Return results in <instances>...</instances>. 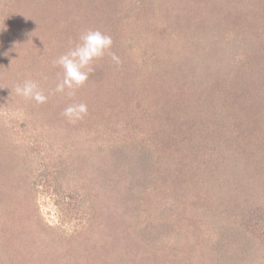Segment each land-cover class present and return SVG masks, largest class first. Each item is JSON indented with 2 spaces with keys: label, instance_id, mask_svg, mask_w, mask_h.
I'll return each mask as SVG.
<instances>
[{
  "label": "rangeland",
  "instance_id": "obj_1",
  "mask_svg": "<svg viewBox=\"0 0 264 264\" xmlns=\"http://www.w3.org/2000/svg\"><path fill=\"white\" fill-rule=\"evenodd\" d=\"M100 1L27 0L26 8L30 13H36L42 19L41 23L47 20H50V22L53 21L54 23L55 16L59 13L68 12L72 14L79 10V13L86 12L87 15H92L93 11H97L102 15L101 18H103L104 15L109 16L108 6H114L117 3L119 5V2L123 0H102L101 7L99 6ZM24 4L23 2L17 3L14 0H0V172L6 168V171L2 175L10 180L8 186H2L9 194L5 193L4 195L6 197L0 196V264H18L17 262H13V255L19 247L24 250L23 257L20 254L19 264H25V261L31 259L35 261L33 258L34 246L29 247L26 238L28 237L34 240V243L37 245L36 247L41 250L43 247H38L40 243L39 237L42 235V228L45 229V227L51 233V235L47 236L53 242L51 246L59 252V256L57 255L58 264H66L67 262L64 260L59 262L60 258L69 261L70 257L71 261L74 260L77 262L78 260V263H82L83 261L86 263V261L90 260L88 259L90 258V254H96L97 257L99 256L107 260L109 262L108 264H117L116 261L123 255L121 254L120 256L121 250L117 247H126V244L123 242H118V245L115 246L118 238L131 243L130 249L132 252L128 254L132 256L139 255L142 257V255L144 256V254L149 253L146 256H152L149 257L150 259L152 258V264L178 263V260H180L178 259L179 254L184 255L192 251L188 248V244L191 245V243L193 250L198 245L200 251L203 252V239L210 238V235L213 233L214 239L217 238L215 231L217 233V230L219 228L222 229L221 226L224 225L220 224L219 226L218 222H228L225 221V218H221L220 220L217 217V213L215 217L213 212L209 214L208 211H205V209L210 208V202L218 203L216 200L208 202V200H211L212 194L215 196L218 193L214 194L211 186L207 184L201 185L193 177H190V183L186 184L184 188L179 187L181 179L179 182L175 180V184L171 186V181H168L169 179L166 180L159 174V170H163L160 168L162 167L160 163L156 166L155 171H153L154 166H151L153 170L150 168L146 174L138 171V174L136 173L133 176L135 177L137 175V179H147L145 181L147 185L139 183V186L137 185L140 192L135 198L136 202H125L124 199L123 201L120 200L116 206L111 207L107 205L109 207H106L107 210H103V207L98 208V214L101 213L105 218L111 215L116 209L115 207H117V211L121 210L124 216L126 214L127 218L128 216L130 218L125 221L123 226L126 225L128 228L133 223L134 225H139L140 229L156 228L158 229L156 235L154 234L152 237L150 235L148 236V230H145V232L138 231L133 234L126 231V233H123L124 237L121 234L122 238L114 228L109 229L108 234L114 246L110 242L109 245H105L104 241L108 242L107 239L104 241L99 239L100 242L98 244L92 242V244H88V247L86 246L88 237L80 236L74 239L73 236L76 235L77 231L86 228L89 222L94 226L100 224L99 221L95 223L89 220L93 210L92 199L95 197L93 196L94 193L96 192L97 194L98 190L105 192L107 189L106 183L104 182L103 184V181L106 179H104V176L101 179L99 173L107 166L106 164H117L116 157L111 156L109 151L101 150L100 145L104 146L107 144L112 147L118 144L124 145V143L130 145L131 142L137 141L140 130L150 129V126L153 127L156 122H161V117L158 116L157 112L150 114L154 108L150 109V106L146 108L143 103L137 102V95L130 96L128 90H133L131 87L122 92L123 94L126 93L125 97L122 94V97L121 95L118 96L119 99L115 95L109 98L113 103L121 101L123 107L128 102V107L125 111H122L120 107V109L110 108V112H105L101 115H98L97 111L93 112L92 115L89 112L82 120L75 123L69 122L62 115L64 108L81 101L77 99L76 102L71 101L70 103L72 98L67 95V90L65 93L56 91L57 84L62 80V73L54 78L47 74L46 66L50 61L47 58V54L53 52L55 50L54 47L42 45L35 48V44H33L29 45L30 50L24 52H21L23 47L18 48L21 42V36L29 26L25 24L27 22L26 18L27 16H31L26 10V17L21 20L22 24L18 27L13 26L16 22L15 16L22 11L21 8ZM133 4L125 6H130L133 9L135 6H132ZM221 4L223 5V2L213 0L214 12L216 14L219 13V5ZM105 5L106 8H103ZM251 6L254 9V13L249 16L248 20L240 22V26L249 25L252 23L251 21H255L264 16V0H253ZM135 11L136 13L132 17H138L139 19L141 13L138 10ZM96 17H98V14ZM96 24L98 23L92 20L86 23L87 28L91 30ZM127 24L132 25L131 22H127ZM259 27L255 28L257 29L254 30L255 32H251V30L246 28L248 31H245L243 27H240L236 29L238 34V36L236 35L237 38H233V43L237 41L238 44L233 45L232 43L230 47L226 46V48L224 46H215L214 48L218 47V51L216 49L211 51L216 54L215 57L220 62L215 67L217 73L209 83L212 85L209 89V95L212 97V105L209 106L211 117L207 116L204 121L206 127L211 131L215 142L210 144L212 151L209 150L207 153L212 157L217 154L221 160L224 158V164L228 161L232 168L236 171L240 170V172H243L249 166L250 162L252 163V159L246 153L237 151L235 153L227 152L226 154V151L228 149L235 150L236 146L232 140L236 142L243 141V138L247 137V133L242 134L238 127L230 121V118H227L225 121L227 123L223 124L224 118L222 115L220 118L219 114H224L225 110L219 104L220 99L215 95L218 92L215 84L217 82L222 83L226 79L227 83L231 85L227 86L230 89L229 94H226L228 96L226 101L230 97L232 99L237 98L235 99L236 105L242 106L244 110L241 111L242 113H246L245 110H247V113L253 119L250 125H253V127L259 130L258 135L263 138L264 142V64L261 62L257 63L259 60L258 55H262V50L264 49V26L259 25ZM100 28V31L106 29L103 27ZM141 28L143 27L141 26ZM14 32L19 33L18 38H15L16 35ZM232 36L235 37L234 34ZM239 36L242 38L240 45L239 40L241 38ZM60 37L61 35H58L57 39L60 40ZM205 37L212 36L206 35ZM209 41V39H204L201 43L202 46H205L204 48L206 49L204 51L206 53L210 52L207 49H214ZM56 48H62L63 52L65 49L64 46L59 44L56 45ZM141 49L142 47H136L131 50L128 49L127 44H124L123 51L121 49L115 50L121 61L117 65V69L125 77L123 83L124 85L126 84V88L128 84H132V79L137 80L141 77H148V74L152 72L154 73L156 71L155 68H157L153 65L155 62H158L160 66L159 69L157 68L158 71L161 70L160 74L164 75L167 72L162 69V64L169 60V58L165 60V54L159 50L150 49L145 56ZM225 49L230 51V53L232 52L231 56L226 57ZM197 50L200 49H196L192 55L197 54ZM138 51L141 52V55L145 59L151 61H149L150 64H147L148 66H145L142 62V56L135 57V53ZM31 55L36 58L33 62L28 60V57ZM59 55H56L55 59ZM232 55L237 61L240 60L239 63H236V67L227 68V64L223 70L219 69L218 67L225 65L228 57H233ZM250 55H254L255 58L250 57ZM22 58H26L27 63L22 61L19 66V63H16V61ZM174 61L178 64L182 61L188 63V59L185 60L182 56L175 58ZM193 61L196 62L195 60ZM203 65L207 66L204 61L200 63L201 76L205 72ZM261 67L262 69H260ZM54 70L60 71L58 69ZM29 79L38 82L44 94L48 96L46 103L37 104L34 101L25 100L23 97L16 95V86L22 85L24 81ZM214 79L218 80L215 81ZM236 82L239 83L238 88L232 85ZM242 83H244L245 88L241 90ZM85 85L89 86L90 89L92 88L90 83H85L81 88L76 90L73 97L82 95ZM256 89L258 91L256 100L259 101L258 104L261 105L260 108L263 110L261 111L262 116L258 115V110L252 101L250 103L248 100H245L246 96L251 98ZM119 90L121 91V89ZM140 93L142 92H137V94ZM108 95H111L110 91ZM65 100L69 101L66 102ZM104 100L106 98L100 99L99 103H102ZM95 101L93 99L92 102L94 103ZM240 103H244V105ZM87 106L89 111L96 109V106L91 107L88 104ZM137 111L139 115H135ZM226 112L228 113V109H226ZM112 114L113 117H111ZM166 115L168 116L166 117V125L169 129H172V127L176 129L177 126L171 123L172 121L168 122L169 118H171L169 114ZM141 125L143 127L140 129ZM253 130L255 129L251 131ZM144 132L146 137L152 136L151 132L149 135H147V131ZM248 134H250V130ZM148 143L150 145V142ZM177 143L176 141L175 144ZM189 144L186 141L179 145L182 148H187ZM96 147L99 151H102L101 154L103 156L98 154H96V157L91 156L92 153L96 152ZM207 153L206 157L209 156ZM185 157L189 156L185 155ZM125 159L131 160L130 157ZM66 161L70 163V167H73L72 169L69 167L66 168ZM181 161L183 162V160ZM125 162L127 163V161ZM121 164L119 167L116 166V168L120 171L125 170L126 164L123 162ZM224 164H221L220 168H224ZM132 168L134 170L135 166ZM112 169L114 170L115 167ZM112 173L110 174L112 175ZM130 174L132 175L131 172ZM222 178L225 184L224 195L236 191L240 196L239 201H241L237 204L227 203L229 197L226 196L227 201L223 202V209L226 210V214H235L236 211H245V213L250 214L258 212L257 206L253 207L255 201L247 199L253 197L251 189H245L246 191H244L242 189L244 186L242 185V188L240 187L238 179L234 180L230 175L222 176ZM98 180L99 183L96 184ZM229 180L230 183L227 185ZM89 181H92V186ZM243 182L245 184L244 180ZM113 183L115 181H112ZM18 187L26 194L15 191V188ZM1 193L0 188V195ZM218 195L217 197L220 198ZM185 197L186 199H184ZM226 199L222 198V200ZM199 200L203 202L201 205ZM230 200L233 199L230 198ZM20 211H22V214ZM211 217H215L217 222H211L209 220ZM115 226L117 225H112L109 228ZM156 229H151L150 234H153ZM49 232L45 231L44 234ZM255 233L257 232L255 231ZM116 236L118 237L115 240ZM71 237L73 238L70 240ZM161 243H165L168 246V255H163V253L160 255L161 252H158L157 245L160 246ZM172 248L174 249L171 250ZM31 253L32 256L30 255ZM34 257H39L40 260L42 259L37 253H35ZM192 257H196V254ZM197 264H202V262H197Z\"/></svg>",
  "mask_w": 264,
  "mask_h": 264
},
{
  "label": "trees",
  "instance_id": "obj_2",
  "mask_svg": "<svg viewBox=\"0 0 264 264\" xmlns=\"http://www.w3.org/2000/svg\"><path fill=\"white\" fill-rule=\"evenodd\" d=\"M14 1H17V3H25L21 8L22 11L15 16L16 22L13 26L18 27L22 24L21 20L26 17V10L29 13L30 11L26 8L27 0ZM219 1L221 3L223 2V5H219L220 9L219 13L217 10L218 14L214 12L215 7L213 5V0H123L122 2H119V5L118 3L114 6L107 5L109 9V16L104 15L103 18H101L102 15H100L97 11H93L92 15H87L86 12L79 13L80 10L72 14L68 12H61L55 16L54 23L53 21L50 22V20L41 23L42 19H40L36 13H30L31 16H27V22L25 24L29 26L22 34L21 42L18 48L23 47L21 52H24L30 50L29 45L33 44H35V48L42 45L54 47L55 50L50 54H47V58H49L50 61L46 66L47 74L53 78L62 73V69L53 65L56 55L64 53L70 46V42L76 41L82 32L89 30L86 25L89 20L98 23L96 26L92 27V30H101L100 27L106 28L102 32L111 35L113 39V47L111 51L115 54V50H122L124 44H127L128 49L131 50L136 47H142L141 50L145 56L148 50L154 49L165 54V60L169 58L168 61H165L164 64H162V69L167 71L164 75L160 74L161 70L158 71L160 66L158 62H155L153 65H155L158 69L155 68L156 71H154V73L152 72L148 74V77H141L142 79H132V84H128L126 88V84L124 85L123 83V79L125 78L124 75L117 69V64L112 61L111 57L105 55L104 58L95 62L94 71L90 74L89 79L86 82L90 83L92 88L90 89L89 86L85 85L82 95H77L76 97L69 96L72 98L70 103L71 101L76 102L77 99H79V101H81L79 103H85L86 105H91V107L96 106V109H92V111H89L88 109V113L90 112L92 115L93 112L97 111V114L101 115L105 112H110V108L120 109L121 107V110L125 111L128 107V102L123 107L121 101L113 103L109 100V98H112L114 95L117 99H119V95H121V97L124 95L125 97L126 93L123 94L122 92L132 87L133 90L129 89L128 94H130V96L137 95V102L143 103L146 108L149 106L150 109L154 108L150 114L157 112L158 116L161 117V122H156L153 127L150 126V129L148 128L144 130L147 131V135L151 132L152 136L150 135L146 137L145 132L140 130L137 141L131 142L130 145L126 143H124V145L117 143L118 145H114V147L107 144L104 146L100 145L101 150L109 151L111 156L116 157L117 164H106L107 166L99 173L101 179H103L104 176V179L107 180L103 181V184L104 182L106 183L107 189L105 192L98 190L97 194L96 192L94 193L93 196L95 197L92 199L93 210L89 220L95 223L99 221L100 224L98 226H94L89 222L86 228L77 231L76 235L73 236L74 239H77V237L80 236H84L85 238L88 237L86 240L87 247L88 244H92V242H94V244H98L100 242L99 239L102 241L107 239L108 242L104 241L105 245H109V242L112 244L108 234L109 229L114 228L118 231V235L120 236L121 234L123 236V233H126V231L133 234L138 231L145 232V230L149 231V233H147L148 236L150 235L152 237L154 234L156 235L158 231L156 228L140 229L139 225H134L133 223L128 228L126 225L123 226L125 221L130 218L129 216L127 218L126 214L124 216L121 210L117 211V207H115L117 210L115 209L111 215L105 218L101 215V213L98 214V208L103 207V210H107L106 207L116 206L119 204L118 202H120V200L123 201L124 199L125 202H136L135 198L140 192L138 190V186L139 184L147 185L145 182L147 179H137V175L135 177L133 176L136 173L138 174V171L146 174L147 170H149L151 166H154V170L152 168L151 169L155 171L156 166L160 163V166H162L160 168L163 170H159V174L166 180L169 179L168 181H171V186L175 184V180H177L176 182H179L181 179L179 187L184 188L186 184L190 183L189 181H191L192 177L201 185L207 184L211 186L213 193H218L219 195L215 194L214 196L211 193V200H208V202L216 200L218 203L215 204L214 202H210V208L205 209V211H208L209 214L210 212H213L215 217L217 213V217H219L220 220L221 218H225V221H228L226 223L218 222L219 226L220 224L224 225L221 226L222 229L219 228L217 230V233L215 231L217 238L214 239L213 233L210 235L211 239H203V252L200 251V247L198 245H196L193 250L192 243L191 245L188 244V248L192 251H189L184 255L179 254L178 259L180 260H178V263L173 262L172 264H197V262H202V264H264L263 138L258 135L259 130L253 127V125H250L253 119L250 114L247 113V110H245L246 113H242L241 111H244L242 106L236 105L235 99L237 98L232 99L230 97L229 100L226 101L230 89L227 87L229 84L226 79H224L222 83L217 82V84H215L216 90L218 91L215 95L220 99L219 104L225 110L224 114H219L220 118L221 115L224 118L223 124L227 123L225 122L227 118H230V121L238 127L242 134L245 132L247 133V137L243 138V141L236 142L235 140H232L236 146L235 150L228 149L226 151V154L227 152L235 153L237 151L240 153H246L250 159H252V163L250 162L249 166L246 167L243 172H240V170L236 171L232 168L228 161L224 164V158L221 160L217 154L212 157L207 153L209 150L212 151L210 144L214 143L215 139L213 138L211 131L206 127L204 121L207 116L211 117L209 106L212 105V97L209 95V89L212 85L209 83L217 73L215 67L220 62V60L215 57L216 54L211 51L215 49L218 51V47L214 48L215 46H224V48H226V46L230 47L233 43V38H237L238 36L236 29L240 27H243L245 31H248L246 29H249L251 32H255L254 30H257L255 28H260L259 25L264 26V16L255 21H251L252 23L249 25L240 26V22L248 20L249 16L254 13V9H252L251 6L253 0ZM101 2L102 0L99 3L100 7ZM129 4H133L132 6L135 5L133 9H131L130 6H125ZM103 8H106V5ZM132 10H134V12H132ZM135 10H138L139 13H141V17H139V19L138 17H132L133 14L135 15L136 13ZM97 14L98 17H96ZM127 22H131L132 25H128ZM141 26L143 28H141ZM14 34L16 35L15 38L19 37V33L17 34L14 32ZM232 34H234L235 37L232 36ZM58 35H61L60 40L57 39ZM206 35H211L212 37H205ZM72 38L73 40H71ZM204 39L210 40L209 43L214 49L211 48L207 50L211 53H206V51H204L206 48L201 45ZM241 43L242 38L239 40V45ZM58 44L65 47L64 52L62 51V48H56V45ZM234 44H238V42L235 41L233 45ZM196 49L200 50H197V54L192 55ZM227 49H225L226 57L231 56L232 54V52L230 53ZM135 54V57L142 56V62L145 66L150 64V60L145 59L143 55H141L140 51ZM181 56L185 60L188 59V63L182 61L178 64L174 61L175 58ZM250 57L255 58L254 55H250ZM25 59H18L16 63L18 62L19 66L22 61L27 63ZM258 59L257 63L261 62L264 64V49L262 50V55H258ZM28 60L33 62L36 58L31 55L28 57ZM173 61L174 63L171 65ZM203 61L207 66L203 65L205 72H203V75L201 76L200 63ZM239 62L240 60L237 61L234 56L228 57L226 64L221 65L218 68L223 70L224 66L227 64V68L236 67V63ZM54 69H58L60 71L58 72ZM260 69H262V67ZM207 78L208 80H206ZM214 80L216 81L218 79ZM243 84L244 83H242V85L240 84L241 90L245 88V85ZM232 85L233 87L236 86V88H238L239 83L236 82ZM109 91L111 92V95H108ZM139 91L142 93L137 94ZM257 95L258 91L256 89L253 93V98L246 96L247 98L245 97V100H248L250 103L252 101L255 108L258 110V115L262 116L261 111L263 110L260 108L261 105L258 104L259 101L256 100ZM105 98L106 100L99 103L100 99ZM93 99L96 100L94 103L92 102ZM240 104L244 105V103ZM226 109H228V113L226 112ZM239 109L241 110L239 111ZM166 114H169V117H171L168 122L172 121L171 123L177 126L176 129L173 127L172 129H169L166 125V117H168ZM135 115H139V112L137 111ZM111 117H113V114ZM89 119L92 121L91 118ZM142 127L143 125L140 126V129ZM252 129L255 130L251 131ZM249 130L250 134H248ZM176 141L178 142L177 144H175ZM186 141L190 143L189 146H187V148H182L179 144ZM148 142H150V145ZM95 151L96 152L92 153L91 156L96 157V154L103 156V154H101L102 151H99L97 147L95 148ZM206 153L209 155L208 157H206ZM246 154H244L245 157H247ZM185 155L189 157H185ZM127 157H130L131 160L125 159ZM181 160H183V162ZM125 161H127L128 167ZM121 162L126 164L125 170L122 171L116 168V166L119 167L122 165ZM65 163L66 168H73L70 167V163L68 161ZM221 164H224L225 167L220 168ZM134 166L135 168L132 170V167ZM114 167L115 169L113 170L112 168ZM4 171H6V168L0 172V188L2 191L0 196L2 197L5 196V193H7L2 186H8V184H10V180L6 179V177L2 175ZM110 173H112V175ZM225 175L232 176L234 180L238 179L240 187L242 188V185L244 186V188H242L244 191H246L245 189H251L253 197L247 199L255 201V203L252 201L254 203L253 207L257 206L258 212L250 214L245 213V211H236L235 214H226V210L223 209V202L227 201L226 196L229 197V200L230 198L233 199L230 201L228 200L227 203L237 204L241 201H239L240 196L236 191L234 193L224 195L225 184L222 176ZM243 180L245 181V184ZM92 181H89L91 186ZM112 181H115V183L112 184ZM98 183L99 180L96 184ZM229 183L230 180L227 185H229ZM93 188L95 189V187ZM15 189V191L25 193L20 190L19 187ZM244 193L246 194V192ZM217 195L220 196L221 199L217 197ZM106 196L108 197L105 198ZM222 198L226 200H222ZM184 199H186V197ZM199 201L201 205L203 202L201 200ZM20 212L22 214V211ZM215 217H211L209 220L216 223L217 221ZM112 225L117 226L109 228ZM151 229H156L153 234H150L152 231ZM45 231L49 232L48 228H42V235L39 237L40 243L38 244V247H43L41 250L36 247L37 245L34 243V240L28 237L26 238L27 243H29V247L34 246L33 254L35 255V253H37L42 259L40 260L39 257H34L33 255L34 260L37 262L31 259L25 261V264H58L59 252L51 246L53 242L47 238V236L51 235V233L49 232L44 234ZM255 231L257 233L254 234ZM73 237H71L70 240ZM117 237L118 236L115 237V240ZM118 242L125 243L126 247H117L121 250L120 256L123 254L120 259L116 261L117 264L153 263L151 261L152 258H149L152 256H146L149 253L144 254V256L142 255V257L139 255L132 256L131 254H128L129 252H132L130 249L131 243L129 241L125 242L118 238L115 246L118 245ZM112 246H114V244H112ZM173 249L174 248L171 250ZM157 250L158 252H161L160 255H162V253L163 255L169 254L168 246L165 245V243H161L160 246L157 245ZM20 254L23 257L24 250L19 247L13 255V262H17L19 264ZM195 254L196 257H192ZM30 255L32 256V253ZM89 256L90 258L88 259L90 260L86 261V263L84 261L82 263H78V260L77 262L72 260V262L71 257L69 258V261L67 259L60 258L59 262L64 260L67 261L66 264L109 263L107 260H104L99 256L97 257L96 254H90Z\"/></svg>",
  "mask_w": 264,
  "mask_h": 264
},
{
  "label": "clouds",
  "instance_id": "obj_3",
  "mask_svg": "<svg viewBox=\"0 0 264 264\" xmlns=\"http://www.w3.org/2000/svg\"><path fill=\"white\" fill-rule=\"evenodd\" d=\"M113 39L100 30H87L82 32L76 41L70 42L68 49L60 54L53 65L62 69V80L57 84L56 91L73 96L77 89L81 88L94 71L95 62L111 57L117 65L120 58L111 51ZM16 95L25 100L34 101L37 104H44L48 101L43 90L35 80H26L22 85L15 88ZM88 114V107L85 103H73L64 108L62 115L71 123L82 120Z\"/></svg>",
  "mask_w": 264,
  "mask_h": 264
}]
</instances>
